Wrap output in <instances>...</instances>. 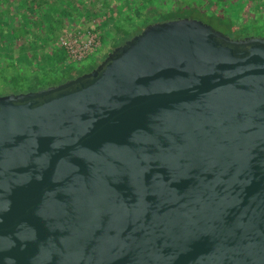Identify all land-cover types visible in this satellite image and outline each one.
I'll list each match as a JSON object with an SVG mask.
<instances>
[{"label": "water", "instance_id": "95a60500", "mask_svg": "<svg viewBox=\"0 0 264 264\" xmlns=\"http://www.w3.org/2000/svg\"><path fill=\"white\" fill-rule=\"evenodd\" d=\"M0 264H264V36L157 21L0 95Z\"/></svg>", "mask_w": 264, "mask_h": 264}, {"label": "trees", "instance_id": "16d2710c", "mask_svg": "<svg viewBox=\"0 0 264 264\" xmlns=\"http://www.w3.org/2000/svg\"><path fill=\"white\" fill-rule=\"evenodd\" d=\"M130 1L0 0V88L6 86L23 90L20 86L24 87V80H27L26 91L35 90L41 88H33L37 86L35 84L39 82V79L47 80L42 81L44 83L42 87L45 88V86L62 83L95 68L107 53L87 70L78 73L68 62L58 39L65 35L66 32L63 35L62 33L68 28L69 19H76L78 23L80 22V26L86 27L85 31L78 30L79 32L93 33L98 36L106 32L112 34L114 32L109 49L111 51L115 46L139 33L147 24L174 19L187 10L200 11L203 7L202 3L207 2V0H132L131 10H137L138 13L140 9L150 8L154 16L161 10L160 6H168L171 10L158 14L157 16H160L158 20L146 15L145 23L136 31L122 30L121 33L117 29V32L115 30V27L119 28L117 20L120 21L122 18L117 10L118 4L120 3V7L125 8L126 11L130 10ZM223 1L214 0L213 3L208 4L215 5L219 11L220 6L218 5ZM126 3L128 6H125ZM130 18L128 16L125 20H130ZM56 56H62V64L54 63ZM48 58L50 61L46 62ZM59 72L63 74V78L56 81L53 74Z\"/></svg>", "mask_w": 264, "mask_h": 264}, {"label": "rangeland", "instance_id": "374dc122", "mask_svg": "<svg viewBox=\"0 0 264 264\" xmlns=\"http://www.w3.org/2000/svg\"><path fill=\"white\" fill-rule=\"evenodd\" d=\"M212 1L214 2V0H207L206 3L205 2L202 3L203 7L202 9H200V11H188V10L183 11V10H186V9H183L182 10L183 12L177 15L176 18L189 17V18H195V19L202 20L203 22L210 24L216 30L223 32L224 34L228 35L231 38H238V37L242 38V37H247V36H251V37L264 36V0H224L220 5H218L220 6L219 11H217L215 5H210L211 3H213ZM130 2H131L130 10L125 11V8L120 7L121 5L120 3L118 4V7H117L119 14L121 15L122 18H124V20L122 18H120V21L117 20V24L119 28L115 27V30L118 29L120 30L121 33H122V30L133 32L139 29L138 27H141L142 24L145 23L146 15L150 17L152 16L151 18L154 17L155 19L158 20L160 18V16H157L158 14H161V12H164V11L167 12L171 10V8H169L168 6H160L159 8L161 10H159V13L154 14L153 16V12L150 11V8L143 9V10L140 9L139 13L137 10L136 11L131 10V8L133 7L132 0ZM177 4L179 5V3ZM125 6H128V4L126 3ZM181 7L183 8L184 6H181ZM128 16L131 17L130 20H127V19L125 20V18ZM223 18L224 20H222ZM67 26L68 28H66L63 31V33L61 32L62 35L65 32H66L65 34H68L76 30L85 31V28H86L85 26H80V22L78 23L76 19L75 20L69 19ZM114 34H115L114 32L113 34L106 32L103 35L102 34L99 36L96 35L97 40H99V45L87 57H85L84 59H82L76 64H72L71 66L73 70L76 71L77 73L81 71H85L88 69V67L94 65L95 63H97L99 59L104 57L105 53L110 52L109 49H110L111 40ZM62 37H59L58 39L59 42ZM62 52H60V55H62L61 54ZM48 61H50L49 58L46 62ZM62 61H63L62 56H56L54 63L62 64ZM53 78L54 80L58 81L63 78V74L60 72L55 73L53 74ZM42 81H47V80L39 79V82L35 84L37 86L33 88H36V87L43 88L42 85H44V83ZM27 83L28 81L24 80L25 86L24 87L20 86V88L23 90L13 89L11 87H6V86L5 88H3L2 86L0 88V95L8 94V93L26 92ZM41 88H38V89H41ZM13 90H17V91H13Z\"/></svg>", "mask_w": 264, "mask_h": 264}, {"label": "built area", "instance_id": "2783aa9c", "mask_svg": "<svg viewBox=\"0 0 264 264\" xmlns=\"http://www.w3.org/2000/svg\"><path fill=\"white\" fill-rule=\"evenodd\" d=\"M60 43L65 50L68 62L76 64L97 48L99 40L96 34L76 31L65 34Z\"/></svg>", "mask_w": 264, "mask_h": 264}, {"label": "flooded vegetation", "instance_id": "af4514ba", "mask_svg": "<svg viewBox=\"0 0 264 264\" xmlns=\"http://www.w3.org/2000/svg\"><path fill=\"white\" fill-rule=\"evenodd\" d=\"M98 65V64H97Z\"/></svg>", "mask_w": 264, "mask_h": 264}]
</instances>
